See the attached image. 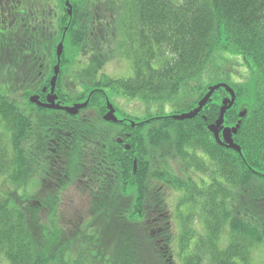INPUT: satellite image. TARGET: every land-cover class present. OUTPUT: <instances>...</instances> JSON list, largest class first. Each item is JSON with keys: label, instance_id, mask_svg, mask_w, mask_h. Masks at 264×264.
Returning <instances> with one entry per match:
<instances>
[{"label": "trees", "instance_id": "obj_1", "mask_svg": "<svg viewBox=\"0 0 264 264\" xmlns=\"http://www.w3.org/2000/svg\"><path fill=\"white\" fill-rule=\"evenodd\" d=\"M4 2L0 264H255L264 251V0H70L73 15L65 0H28L21 22L22 0ZM52 8L56 32L47 31ZM63 34L55 90L62 106L94 90L81 113L31 101L46 102ZM217 53L250 72L230 84L237 98L220 130L241 152L212 130L231 96L225 87L192 111L212 86ZM123 56L133 77L109 76ZM107 95L140 97L148 121H107ZM174 102L169 115L151 109ZM126 135L129 149L117 141ZM74 185L89 206L63 226Z\"/></svg>", "mask_w": 264, "mask_h": 264}, {"label": "rangeland", "instance_id": "obj_2", "mask_svg": "<svg viewBox=\"0 0 264 264\" xmlns=\"http://www.w3.org/2000/svg\"><path fill=\"white\" fill-rule=\"evenodd\" d=\"M27 1L28 0H22V2H23L22 6H18V9L20 11V16L19 17H21L20 18V22H21L22 19H26L27 18L26 15H27V13L29 11V6L27 5ZM39 1L43 2L44 4L47 2V0H36V2H39ZM16 2H17V0H5V2L2 4V7L7 8V5H10V4L13 5ZM54 7H56V5ZM21 10H23L24 13H22ZM51 13L49 12V15L52 18V22L51 23H52V25L54 27L53 26H50V27L48 26L49 28L47 29V31L48 32L49 31L56 32L57 28L59 27V22H60V15H58L59 10L52 8ZM45 15L46 14L41 15L42 18H44ZM46 20L48 21L49 17ZM45 37L48 38L49 35H47ZM57 39L58 38L55 37V41ZM55 41H53V42H55ZM228 57H229L228 54H225V53H217L215 55V61L216 62H215L214 67H213L215 70L213 72L212 77L211 76L207 77V81L212 83V85L216 84V83H225V84H228V85L229 84L233 85L234 80H236L237 78H238V81L248 82L247 81L248 80L247 77L249 76L250 72L247 71V64L244 63L243 69L241 70L240 63H234V61H231V60L227 59ZM54 61H55V59H54ZM117 62L120 63V64L116 65V66H115V63L110 65L109 71L111 73H113V74H110L111 76H114V77H127V76L131 75L132 66L130 67V65H128V63H124L123 59H119V60H117ZM55 64H56V61H55ZM228 65L231 67L229 72L226 71V69H225ZM242 73H243V75H242ZM76 86H77L76 89H78V90L82 89L80 83H76ZM162 106L152 105L151 109H152V111H155L156 108L158 107V108H162L164 110V113H169L174 107H176V103H171V104L170 103H165ZM130 112L135 117H143V116L146 115L147 110L146 109H140V110L136 111L135 109L131 108ZM167 191H168L167 195H170L169 197H173V199H174L176 192H172V191H169V190H167ZM20 193L22 194L21 191H20ZM27 193L29 195L31 193V190L28 189ZM89 200L90 199L88 198V195L86 194V191L81 190L80 187H78L76 185L69 187L68 190L66 191L65 195H64V203H65V205H63V206H64V209H65V213L62 216L63 226H65V224L68 225L69 219H74V215H75V213L77 211H79L80 209L84 210V211L86 209H88L87 207L89 206L88 205ZM172 206H173V202H172L170 208H172ZM84 215H86V214H84ZM139 221H140L141 224L142 223H144L145 225L148 224V223L146 224L147 221H146L145 218L144 219L141 218ZM148 228H149V224H148ZM111 232H112V234L110 233V235H112L113 238H114L113 231L111 230ZM225 237H226V235H225ZM263 254H264V251H261V250L260 251L259 250L255 251V253H254V258H255L254 262H255V264H263V261H262ZM5 264H7V263H5Z\"/></svg>", "mask_w": 264, "mask_h": 264}, {"label": "water", "instance_id": "obj_3", "mask_svg": "<svg viewBox=\"0 0 264 264\" xmlns=\"http://www.w3.org/2000/svg\"><path fill=\"white\" fill-rule=\"evenodd\" d=\"M66 4L68 5V7H69V12L71 13V11H72V4H70L69 3V0H67V2H66ZM63 44H64V40H62V42L59 44V48H58V58H59V60H61V56H62V53H63V50H64V47H63ZM59 70H60V68H59V65H57L56 66V75H55V77L53 78L54 80H53V88H52V90H54V86H55V83H56V78H57V75H58V73H59ZM224 85H226V84H224ZM227 86V85H226ZM220 87V85H217V86H214L211 90H210V92L208 93V95L205 97V99H204V101H203V103L202 104H200L201 106L198 108V109H201L202 107H203V105H204V103L206 102V100H208V98H210L211 96H212V94H213V91L215 90V89H217V88H219ZM230 92L232 93V99L231 100H228L227 99V103H226V105H224V107L222 108V110H221V117H220V120L218 121V125L217 126H214L212 129H213V131H214V133L216 134V136H217V138H218V140H219V142H221V139H220V136H219V129H220V124H221V122H222V120H223V118H224V112L228 109V108H230V107H232L233 105H234V101H235V98H236V96H235V92H233V90H231L230 89ZM50 101H51V103L52 104H48V105H46V106H48V107H52V108H54V107H58L57 105H55V100L54 99H52V98H50ZM87 103V102H86ZM108 105H109V109H111L110 110V112L107 114V116L105 117L106 119H109V120H114V121H118V119L116 118V115H115V112H116V109L113 107V105L110 103V101L108 102ZM86 106V104H81V105H75V107H68L67 108V110H69L71 113H77L78 111H79V109L80 108H83V107H85ZM194 113H196V111L194 112ZM245 115V113H242V116H244ZM193 115L192 114H183L182 116H178V117H180V118H182V117H185V118H190V117H192ZM226 132V131H225ZM229 140V139H228ZM230 141V140H229ZM222 143V142H221ZM228 146H231V147H234L235 149H238L240 152H241V148H240V146L239 145H235L234 143H232V145L230 144V145H228Z\"/></svg>", "mask_w": 264, "mask_h": 264}, {"label": "flooded vegetation", "instance_id": "obj_4", "mask_svg": "<svg viewBox=\"0 0 264 264\" xmlns=\"http://www.w3.org/2000/svg\"><path fill=\"white\" fill-rule=\"evenodd\" d=\"M8 7V6H7ZM46 92V95H45V97H44V99H45V101L47 102V98H48V95H49V93L51 92V90H50V86H49V88H47V91H45Z\"/></svg>", "mask_w": 264, "mask_h": 264}]
</instances>
